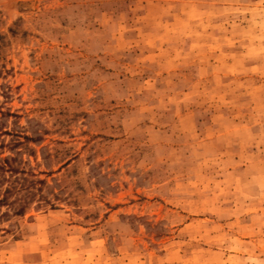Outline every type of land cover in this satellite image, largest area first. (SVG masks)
Masks as SVG:
<instances>
[{
  "label": "rangeland",
  "instance_id": "obj_1",
  "mask_svg": "<svg viewBox=\"0 0 264 264\" xmlns=\"http://www.w3.org/2000/svg\"><path fill=\"white\" fill-rule=\"evenodd\" d=\"M0 125V264H264V0H0Z\"/></svg>",
  "mask_w": 264,
  "mask_h": 264
},
{
  "label": "trees",
  "instance_id": "obj_2",
  "mask_svg": "<svg viewBox=\"0 0 264 264\" xmlns=\"http://www.w3.org/2000/svg\"><path fill=\"white\" fill-rule=\"evenodd\" d=\"M3 117L11 116L9 113H1ZM1 127V125H0ZM1 135H10L8 131L0 130ZM4 143L0 145V148ZM16 157L0 158V223L12 216H22L29 206L36 200L38 191L45 181L32 179L30 174L21 169ZM45 201L44 197H42ZM6 208V211H2Z\"/></svg>",
  "mask_w": 264,
  "mask_h": 264
}]
</instances>
